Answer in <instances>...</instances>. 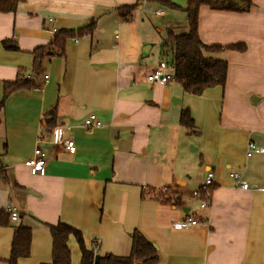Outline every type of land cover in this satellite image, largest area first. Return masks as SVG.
Instances as JSON below:
<instances>
[{
    "label": "crops",
    "instance_id": "obj_1",
    "mask_svg": "<svg viewBox=\"0 0 264 264\" xmlns=\"http://www.w3.org/2000/svg\"><path fill=\"white\" fill-rule=\"evenodd\" d=\"M186 8L187 0H23L0 13V264L19 226L33 242L16 264H50L49 226L59 222L102 256L128 255L139 231L156 246L155 264H264V152L247 148L264 147V0L248 11L200 8L202 41L220 47L204 55L228 62L226 83L200 95L175 80L147 81L161 61L169 65L168 32L189 31ZM62 31L78 34L35 74L32 52ZM7 39L19 49L6 50ZM21 77L36 85L4 99L5 82ZM186 110L192 130L181 123ZM90 113L102 126L85 129ZM57 127L74 153L53 142ZM38 147L47 162L35 173L25 161ZM210 170L214 184L200 197ZM233 171L251 188H240ZM187 217L210 226L173 227ZM68 246L70 264H80L74 236Z\"/></svg>",
    "mask_w": 264,
    "mask_h": 264
},
{
    "label": "trees",
    "instance_id": "obj_2",
    "mask_svg": "<svg viewBox=\"0 0 264 264\" xmlns=\"http://www.w3.org/2000/svg\"><path fill=\"white\" fill-rule=\"evenodd\" d=\"M23 0H0V13L13 12ZM169 7L175 4L164 3ZM253 4V0H187V22L189 31L183 34L168 32L167 38L162 44V56L169 61V65L174 72V80L180 84L184 91L200 95L207 89L216 85H224L228 75V62L208 58L204 55L206 51L220 50L218 46L206 45L199 34V13L202 6H209L213 9L248 11ZM128 15V14H126ZM93 26L79 29L77 32L83 34L90 32ZM75 31H62L56 34L54 42L47 46L36 48L32 54L34 56V73L37 74L42 66V61L47 54L52 55L55 48L63 52V46L67 37L78 34ZM6 50L17 51V43L11 39L3 41ZM231 47V46H230ZM234 47V46H232ZM35 82L30 78L21 77L4 84V99L14 91L35 86ZM181 123L188 129H193V119L191 113L186 110L182 112ZM54 130V129H53ZM203 194H205L203 192ZM173 198L167 199L169 203ZM49 231L52 237V259L50 264H70L71 251L68 246L70 236L77 240L81 251L80 264H95V257L99 255L97 264H155L159 260L156 246L149 242L139 231L132 234L131 251L128 255L99 254L97 249L86 247L82 233L74 227L59 222L50 225ZM32 231L23 226L16 228V232L11 243V254L8 264H16L18 259L28 257L32 248Z\"/></svg>",
    "mask_w": 264,
    "mask_h": 264
},
{
    "label": "built area",
    "instance_id": "obj_3",
    "mask_svg": "<svg viewBox=\"0 0 264 264\" xmlns=\"http://www.w3.org/2000/svg\"><path fill=\"white\" fill-rule=\"evenodd\" d=\"M51 21V20H50ZM58 30L55 28V32ZM77 41V40H76ZM45 79H48V75L44 76ZM174 80V72L171 69H169V65L166 61H161L158 65V67L154 68L148 75H147V81L150 84H165L170 81ZM83 126L85 127L86 130H91L94 127H100L102 126V121L93 113H90L87 115V117L84 119ZM61 131V133L56 134V132ZM53 142L54 143H60L63 144L65 149L71 153H74L76 151V144L73 140L71 139H64L62 128H55L53 132ZM248 154L251 155L252 153H263L264 152V147L259 146L257 143L250 141L248 143ZM47 162V153L42 150L40 147L35 149L34 155L30 158H28L25 161V164L35 172V173H40L44 171V168L46 166ZM230 176L234 179L236 184L245 190H248L251 188L250 184L242 177V175L239 172H230ZM215 180V174L213 171H208L205 179V183L201 186V194L200 197L202 196L203 192L204 193H209L211 186H213ZM259 190L264 191V187L258 188ZM208 201L203 199L202 200V207H207L208 206ZM10 215H11V220L16 221L19 219V214L14 211L9 209ZM200 225H205L207 227L210 226V222L208 220H200L196 217H187L185 219H182L180 221H176L173 224V227L177 230H185L192 228L194 226H200Z\"/></svg>",
    "mask_w": 264,
    "mask_h": 264
},
{
    "label": "water",
    "instance_id": "obj_4",
    "mask_svg": "<svg viewBox=\"0 0 264 264\" xmlns=\"http://www.w3.org/2000/svg\"><path fill=\"white\" fill-rule=\"evenodd\" d=\"M99 255H97L96 257H95V264H97L98 262H99Z\"/></svg>",
    "mask_w": 264,
    "mask_h": 264
},
{
    "label": "rangeland",
    "instance_id": "obj_5",
    "mask_svg": "<svg viewBox=\"0 0 264 264\" xmlns=\"http://www.w3.org/2000/svg\"><path fill=\"white\" fill-rule=\"evenodd\" d=\"M167 11H168V10H167ZM195 203H196V204H199V202H198V201H196Z\"/></svg>",
    "mask_w": 264,
    "mask_h": 264
}]
</instances>
